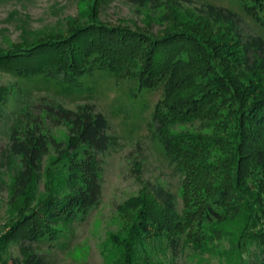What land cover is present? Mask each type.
<instances>
[{
	"label": "trees",
	"instance_id": "16d2710c",
	"mask_svg": "<svg viewBox=\"0 0 264 264\" xmlns=\"http://www.w3.org/2000/svg\"><path fill=\"white\" fill-rule=\"evenodd\" d=\"M127 1L137 8L167 4L169 9L181 7L178 0ZM239 2L247 15L264 26V0ZM191 9L196 13V23L172 20L159 37L101 24L92 14V21L74 27L64 36L52 34L42 41L0 52V69L28 78L41 76L74 91L81 88V77L96 70L120 77L134 76L141 89L161 85L163 99L155 108L151 124L162 139L169 164L182 171L185 194L188 198L191 190L193 201H186L187 211L178 218L173 194L161 185L149 184L146 192L150 201L162 212L158 220H148L152 236H165L176 254L179 233L193 221L222 224L239 217L242 237L257 244L254 264H264V40L246 33L242 19L228 8L204 3ZM4 99L0 89V120ZM47 111L68 126L66 141H56L38 125L13 132L8 154L0 157V167L2 158L9 165L17 160L11 184V194L17 198L31 188L42 173L44 159L54 152L67 160L70 193L64 202L49 201L47 212L39 218L47 222L46 226L38 225L35 230L32 223L21 225L13 240L18 257L0 264H49L34 249L41 234L49 232V223L75 219L100 198L98 155L114 143L107 133L105 117L88 105L76 110L47 106ZM195 120L230 140L225 152L228 168L219 172V160L216 166L205 164L207 153H216L223 147L221 140L200 133H169L176 123ZM137 232L135 227L132 234L138 238ZM196 235L191 236V242L201 250L215 236L203 232ZM132 251H125L124 264H153L147 256L141 259Z\"/></svg>",
	"mask_w": 264,
	"mask_h": 264
},
{
	"label": "rangeland",
	"instance_id": "374dc122",
	"mask_svg": "<svg viewBox=\"0 0 264 264\" xmlns=\"http://www.w3.org/2000/svg\"><path fill=\"white\" fill-rule=\"evenodd\" d=\"M178 1L181 7L169 9V4L137 8L127 0H0V52L42 41L52 34L64 36L74 27L92 21V14L101 24L159 37L172 20L198 21L191 8L204 3L237 13L244 31L264 40V26L247 15L239 0ZM80 82L81 88L74 91L41 76L28 78L0 69V89L5 94L1 105L0 157L8 154L13 132L21 133L35 125L56 141H66L68 126L49 113L47 106L69 110L93 106L105 117L107 133L114 139L113 145L98 155L101 161L98 203L75 219L49 223V232L42 233L41 239L34 243L35 251L44 255L49 264H124L127 260L124 253L131 250L141 259L147 256L153 264H254L257 244L242 237L239 217L222 224L193 221L179 233L180 248L176 254L167 245L165 236H152L148 222L158 220L162 212L150 201L146 192L149 184L161 185L173 194L178 218L187 211L186 201H193L191 190L188 198L185 194L182 171L169 164L162 139L151 124L155 108L163 99L161 85L141 89L134 76L120 77L102 70L81 77ZM205 126L200 120L176 123L169 133L174 136L200 133L221 140L223 147L216 153H207L205 163L219 164L221 172L229 166L225 152L230 140ZM1 160L0 263L18 257L13 240L21 225L27 227L32 223L35 230L38 225L46 226L47 222L39 218L47 212L49 201L64 202L70 193L67 160L54 152L44 159L42 173L31 188L17 198L11 194L12 168L17 160L13 159L11 165ZM135 227L138 238L132 234ZM197 232L215 235L205 249H198L191 242V236H197Z\"/></svg>",
	"mask_w": 264,
	"mask_h": 264
}]
</instances>
